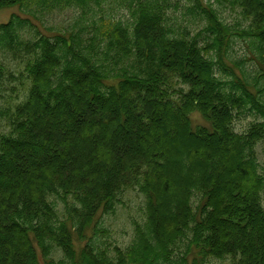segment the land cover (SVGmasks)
Listing matches in <instances>:
<instances>
[{"label": "trees", "instance_id": "obj_1", "mask_svg": "<svg viewBox=\"0 0 264 264\" xmlns=\"http://www.w3.org/2000/svg\"><path fill=\"white\" fill-rule=\"evenodd\" d=\"M78 2L0 0L25 13L0 23V78L15 60L17 77L8 63L5 74L25 90L0 131V264H264V0H238L259 87L258 76L230 71L226 87L218 75L234 32L210 3L197 7L203 43L181 33L168 0L103 21L99 48L71 32L30 35V17ZM242 110L260 120L237 132ZM128 186L145 198V225L110 255L86 232Z\"/></svg>", "mask_w": 264, "mask_h": 264}, {"label": "rangeland", "instance_id": "obj_2", "mask_svg": "<svg viewBox=\"0 0 264 264\" xmlns=\"http://www.w3.org/2000/svg\"><path fill=\"white\" fill-rule=\"evenodd\" d=\"M84 1V0H83ZM170 5L166 7L167 14L184 35L195 37L199 43H203L205 32L201 30L203 21L198 14L200 5L210 3L217 11L219 17L227 23L234 33L229 42V48L225 58V67L220 64L215 65V69L228 84L232 80L231 72L244 74L245 78L253 83L257 76L260 78L258 87L263 84L261 68L262 57L260 52L251 42V38L241 37L237 34L241 29L246 28L248 21L244 19L240 12L238 0H168ZM138 0H85V3L78 2L70 7L55 9L45 15H36L37 18L30 17L34 24L31 36L39 33H61L71 32L75 38L81 40L84 45L89 44V40H94V46L102 47L99 43L100 24L103 21H121L130 23L133 20V11ZM200 4V5H198ZM12 12L22 15L17 7H5L0 9V23L5 22ZM39 17V18H38ZM49 28V30H48ZM67 35V34H66ZM215 59V56H213ZM8 60V61H7ZM7 63L11 70L16 73L17 61L5 59L4 76L0 82V131L8 130V120L11 117L13 105L24 98L25 90L21 86V80L9 78L7 74ZM264 98V92L262 94ZM192 121L205 123L201 116L194 112ZM260 120V118L249 110L239 111L232 121V128L237 132H244L250 123ZM257 158L259 163L264 165V140L256 145ZM264 204V201H263ZM55 205L61 218L68 215L66 204L63 200L56 198ZM139 224L145 225V198L138 190L137 186H128L118 193L113 211L100 213L94 227L86 232V241L93 243L98 249H102L114 254L113 247L125 248L135 235V228ZM232 259L210 258L205 264H230Z\"/></svg>", "mask_w": 264, "mask_h": 264}]
</instances>
